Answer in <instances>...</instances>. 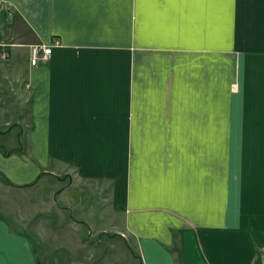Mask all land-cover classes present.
I'll return each instance as SVG.
<instances>
[{"label": "crops", "instance_id": "1", "mask_svg": "<svg viewBox=\"0 0 264 264\" xmlns=\"http://www.w3.org/2000/svg\"><path fill=\"white\" fill-rule=\"evenodd\" d=\"M11 126L8 187L69 177L54 208L137 264H264V0H0ZM84 183L98 198L69 192ZM39 263L0 217V264Z\"/></svg>", "mask_w": 264, "mask_h": 264}, {"label": "rangeland", "instance_id": "2", "mask_svg": "<svg viewBox=\"0 0 264 264\" xmlns=\"http://www.w3.org/2000/svg\"><path fill=\"white\" fill-rule=\"evenodd\" d=\"M4 103L8 104L7 98ZM19 132V127L11 126L0 134L2 151L16 149ZM69 182V177L46 175L26 191L18 192L11 190L6 179L0 175V183L3 184L0 188V217L7 220L13 230L24 231L31 236L43 264H98L105 256L108 258L103 264H137L122 237L112 232L89 233L79 223L81 217L78 210L66 208L60 201L54 208L53 200L58 199V191L68 186ZM96 188L93 184L84 183L72 186L69 192L75 197L80 195L83 203L93 198L98 191ZM78 237L86 238V246H80ZM89 255L92 257L89 258Z\"/></svg>", "mask_w": 264, "mask_h": 264}, {"label": "built area", "instance_id": "3", "mask_svg": "<svg viewBox=\"0 0 264 264\" xmlns=\"http://www.w3.org/2000/svg\"><path fill=\"white\" fill-rule=\"evenodd\" d=\"M59 42L54 40L53 45L58 44ZM52 45H46L43 43L36 44L31 47L30 51V64L35 66L40 62L48 61L51 54ZM3 60L7 59V53L3 52L1 54Z\"/></svg>", "mask_w": 264, "mask_h": 264}, {"label": "trees", "instance_id": "4", "mask_svg": "<svg viewBox=\"0 0 264 264\" xmlns=\"http://www.w3.org/2000/svg\"><path fill=\"white\" fill-rule=\"evenodd\" d=\"M0 175L3 177V175L0 173ZM40 264V263H39Z\"/></svg>", "mask_w": 264, "mask_h": 264}]
</instances>
